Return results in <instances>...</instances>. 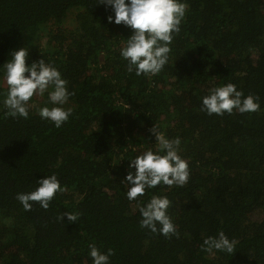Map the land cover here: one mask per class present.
Here are the masks:
<instances>
[{
	"label": "trees",
	"instance_id": "trees-1",
	"mask_svg": "<svg viewBox=\"0 0 264 264\" xmlns=\"http://www.w3.org/2000/svg\"><path fill=\"white\" fill-rule=\"evenodd\" d=\"M185 2L168 64L137 77L119 54L131 29L109 23L99 0H0V65L27 47L26 63H53L74 93L60 128L35 107L23 119L0 104V264H92L90 244L112 249L110 264H264V0ZM227 83L259 97V110L202 112L201 98ZM154 124L181 140L190 170L185 186L141 198L172 202L177 234L168 238L140 227L121 183L126 158L155 150ZM52 174L64 191L47 210L32 202L25 211L17 194ZM65 213L78 218L59 219ZM221 231L236 241L234 252L205 251L204 239Z\"/></svg>",
	"mask_w": 264,
	"mask_h": 264
},
{
	"label": "clouds",
	"instance_id": "clouds-1",
	"mask_svg": "<svg viewBox=\"0 0 264 264\" xmlns=\"http://www.w3.org/2000/svg\"><path fill=\"white\" fill-rule=\"evenodd\" d=\"M110 10L107 17L109 23L123 24L131 29V35L121 45L119 54L126 63L128 73L139 76H155L169 62L175 35L181 31V24L186 17L188 8L185 0H99V3ZM29 58L27 47L11 51V58L0 65V83L6 90L0 95V104L6 110V115L12 118L29 119L30 111L35 112L42 120L52 123L56 128L62 127L73 114L69 104L74 95L69 91L68 82L62 73L51 62L43 57L26 63ZM46 103L36 106L31 103L34 96L44 97ZM260 108L259 97L245 96L232 83L212 87L201 98L200 110L207 115H231L233 111L240 114L253 113ZM155 137L156 148H148L141 153L126 158L128 171L121 181L126 186V198L136 202L141 216L140 227L150 230L153 234L168 238L177 234L176 226L168 214L171 201L166 195L153 193L147 201L141 198L146 192L157 189L183 187L190 178L188 162L181 157L179 138L170 139L157 125L148 129ZM125 159H121L120 162ZM37 187L28 193H18L16 199L25 211L32 208V202H38L47 210L55 195L64 191L57 176L52 174L37 180ZM71 222L77 220V215L65 213L59 219ZM236 246L235 240H230L223 231L215 237L204 239L205 251L232 254ZM88 255L92 264H110L113 250L101 251L95 244L89 245Z\"/></svg>",
	"mask_w": 264,
	"mask_h": 264
},
{
	"label": "rangeland",
	"instance_id": "rangeland-1",
	"mask_svg": "<svg viewBox=\"0 0 264 264\" xmlns=\"http://www.w3.org/2000/svg\"><path fill=\"white\" fill-rule=\"evenodd\" d=\"M73 15H74V13H72V14L67 18V21H68V25H69V26H72ZM101 60H102V56H100V61H101Z\"/></svg>",
	"mask_w": 264,
	"mask_h": 264
}]
</instances>
